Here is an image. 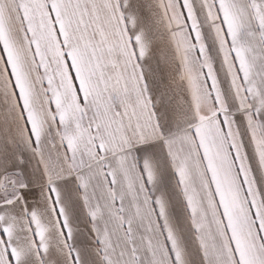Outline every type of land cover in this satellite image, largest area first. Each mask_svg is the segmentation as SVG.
Wrapping results in <instances>:
<instances>
[{
	"label": "snow or ice",
	"instance_id": "obj_1",
	"mask_svg": "<svg viewBox=\"0 0 264 264\" xmlns=\"http://www.w3.org/2000/svg\"><path fill=\"white\" fill-rule=\"evenodd\" d=\"M0 264H264V0H0Z\"/></svg>",
	"mask_w": 264,
	"mask_h": 264
}]
</instances>
